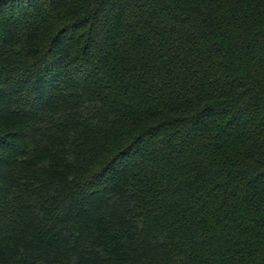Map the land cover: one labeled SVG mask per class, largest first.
Here are the masks:
<instances>
[{
	"label": "trees",
	"instance_id": "1",
	"mask_svg": "<svg viewBox=\"0 0 264 264\" xmlns=\"http://www.w3.org/2000/svg\"><path fill=\"white\" fill-rule=\"evenodd\" d=\"M0 264H264V0H0Z\"/></svg>",
	"mask_w": 264,
	"mask_h": 264
}]
</instances>
